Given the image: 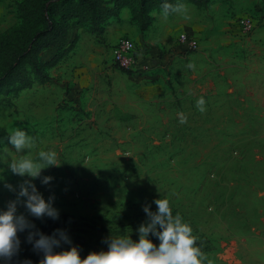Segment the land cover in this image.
<instances>
[{
	"label": "rangeland",
	"instance_id": "1",
	"mask_svg": "<svg viewBox=\"0 0 264 264\" xmlns=\"http://www.w3.org/2000/svg\"><path fill=\"white\" fill-rule=\"evenodd\" d=\"M49 1L0 0V36L24 25L35 30L43 23V7ZM259 7L229 20L256 15V28L248 36L231 38L222 30L196 33L201 39L197 52L209 55L226 51L207 48L210 39L226 35L242 42V50L225 52L238 57L242 51V66L253 84L241 111H197L189 102L192 96L183 99L182 107L176 100L166 106L136 104L130 98L132 76L112 64L111 52L91 65L78 40L56 49L49 60L45 51L51 49L43 51L39 58L45 78L31 76L33 83L25 88L0 86V208L16 198L24 179L11 173L7 161L28 151L36 159L39 151L53 150L59 166L42 175L54 180L49 185L35 183L46 200L55 196L60 216L70 215L78 223L69 224L68 234L82 258L106 251L105 241L112 234L138 240L136 229L146 219L143 205L151 204L155 211L152 202L166 197L173 215L179 212L190 223L213 264H264V251L251 250L264 248V81L256 76L264 71V10L258 16ZM24 63L30 73L34 59ZM228 72L243 73L238 68ZM76 84L81 88L71 96ZM235 86L243 88L238 81ZM17 127L34 137L31 149L21 154L7 140ZM18 212L27 215L23 207ZM254 232L249 238L253 242L246 243L245 237ZM19 236L22 241L27 233Z\"/></svg>",
	"mask_w": 264,
	"mask_h": 264
},
{
	"label": "crops",
	"instance_id": "2",
	"mask_svg": "<svg viewBox=\"0 0 264 264\" xmlns=\"http://www.w3.org/2000/svg\"><path fill=\"white\" fill-rule=\"evenodd\" d=\"M179 4L185 6L181 13L164 16L162 9L151 10L152 25L144 34L140 31L139 23L133 20L128 8L123 9L118 17L110 18L103 25L99 35L89 31V28L75 25L69 29L65 48H69L78 40L81 51L86 54L88 60L86 62L97 65L104 52L109 51L112 54L120 38L131 37L139 48L141 67L147 68L142 74L130 78L133 82L130 98L132 95L134 103L166 106V103L176 100L182 107L183 99L192 96L195 99L189 102L195 104L197 111H241V106L249 93L248 88L253 84L249 85L248 69L242 66L246 64L242 51L238 57L225 52L233 51L235 48L242 50L243 47L240 46L242 42L226 38V35L224 38L210 39L207 48L226 49L221 55L215 52L209 55V51L184 52L174 44L177 36L183 32L196 34L205 30L211 32L222 30L233 38L229 32L231 16L244 14L256 6L263 7V0H209L206 8H200L190 0H179ZM95 37L98 40L93 39ZM162 47H166L167 52L158 55ZM55 53L56 49L45 51L48 60L53 58ZM190 63L195 67L189 68ZM231 68H238L243 73L228 72ZM256 76L264 81V71L257 72ZM236 81L243 85L239 91L235 86ZM79 86L80 84H76L71 96L76 95L78 88H81ZM254 87L257 89L258 85ZM200 98L204 99V104L198 106L197 101ZM261 155L264 156L263 153ZM253 235L255 232L245 237L246 243L252 241L249 238ZM251 250L258 252L264 251V248L257 246Z\"/></svg>",
	"mask_w": 264,
	"mask_h": 264
},
{
	"label": "clouds",
	"instance_id": "3",
	"mask_svg": "<svg viewBox=\"0 0 264 264\" xmlns=\"http://www.w3.org/2000/svg\"><path fill=\"white\" fill-rule=\"evenodd\" d=\"M161 8L163 15L167 16L183 12L185 6L173 5L164 0ZM188 67L195 66L190 63ZM203 104L204 99L200 98L197 105ZM7 140L15 152L20 154L25 149L30 150L34 143V137L21 127L9 132ZM52 166H59L57 153L53 150L39 151L36 159L28 151L18 159L7 161L11 173L24 179L19 185L16 198L0 208V264H13V259L20 252L19 233L25 232L26 242L32 245L33 251L42 254L39 264H213L207 253L201 250L202 245L197 243L190 223L185 222L179 212L173 215L170 201L166 197L152 202L156 205L155 211L151 204L143 205L146 219L136 229L138 240L128 235L112 234L105 241L106 251H93L82 258L80 247L73 244L67 230L58 228L48 235L29 219V216L40 220L44 217L52 220L60 218L59 210L54 207L55 196H49L46 200L35 183L40 180L41 184L49 185L54 177L42 175V172ZM4 187L15 192L10 183H5ZM20 207L26 210L27 215L18 212ZM150 236L155 237L159 244L154 243ZM65 244L70 247L57 251ZM22 264H33V261L25 259Z\"/></svg>",
	"mask_w": 264,
	"mask_h": 264
},
{
	"label": "trees",
	"instance_id": "4",
	"mask_svg": "<svg viewBox=\"0 0 264 264\" xmlns=\"http://www.w3.org/2000/svg\"><path fill=\"white\" fill-rule=\"evenodd\" d=\"M62 1L65 0H51L43 7L47 14L43 23H38V27L32 32L24 25L16 31L0 36V86L16 84L25 88L33 83V76L38 79L45 78L46 74L42 69L44 63L39 55L47 49L64 50L69 29L73 25L88 26L92 32L101 33L103 25L110 18L118 17L123 9L128 8L133 20L139 23L140 30L146 32L152 25L151 10L162 9L161 5L164 2V0H70V3ZM190 1L200 8H206L209 3V0ZM168 2L173 5L179 4V0ZM26 59H34L30 73L25 71ZM120 71L129 74L122 69ZM32 221L40 231L48 235L58 228L70 231L69 224L78 225L70 215H61L58 220L48 217ZM21 242L20 252L15 257L16 264L22 261L23 256L24 260L31 259L33 264H39L42 254L33 251L26 238ZM65 246L66 244L58 250L65 249Z\"/></svg>",
	"mask_w": 264,
	"mask_h": 264
},
{
	"label": "built area",
	"instance_id": "5",
	"mask_svg": "<svg viewBox=\"0 0 264 264\" xmlns=\"http://www.w3.org/2000/svg\"><path fill=\"white\" fill-rule=\"evenodd\" d=\"M258 16L261 17L262 7L256 10ZM256 28V15L245 14L236 17L230 26V34L234 37L248 36L254 32ZM201 39L197 34L191 32L180 33L174 46L179 47L184 52H197L200 50ZM165 47H162L158 51V55L166 53ZM141 56L139 48L135 41L130 37H122L118 40L112 50V64L131 74L136 76L142 74L147 68L141 67Z\"/></svg>",
	"mask_w": 264,
	"mask_h": 264
}]
</instances>
